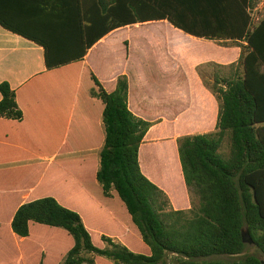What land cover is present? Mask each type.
<instances>
[{"label":"trees","instance_id":"16d2710c","mask_svg":"<svg viewBox=\"0 0 264 264\" xmlns=\"http://www.w3.org/2000/svg\"><path fill=\"white\" fill-rule=\"evenodd\" d=\"M225 2L226 22L215 29L203 23L205 12L191 0H76L79 40L73 56L66 57L55 56L51 45L0 17L3 27L45 48L49 71L84 61L109 33L136 23L168 20L195 37L246 43L243 72L212 88L220 101L217 132L178 140L186 185L199 200L189 211L171 210L165 192L142 172L140 148L152 124L130 111L128 78L121 76L109 93L91 73L96 86L91 96L105 106L96 180L107 211L99 215L88 203L64 193L59 197L56 175L62 169L54 166L41 187L45 195L19 206L10 222L0 219V229L8 228L19 245L35 243V231L60 233L68 244L58 264H262L255 256L238 258L247 248L243 232L264 254V19L253 27L244 0ZM236 16L243 18L241 29L231 20ZM0 91V119L23 122L16 91L8 83ZM227 138L230 153L225 156ZM108 211L118 221L105 223L100 216ZM128 236H138L140 246ZM38 248L36 264H48L47 248ZM20 257L25 262L24 254Z\"/></svg>","mask_w":264,"mask_h":264},{"label":"crops","instance_id":"0c3cea01","mask_svg":"<svg viewBox=\"0 0 264 264\" xmlns=\"http://www.w3.org/2000/svg\"><path fill=\"white\" fill-rule=\"evenodd\" d=\"M244 1L252 25L260 23L264 0ZM191 3L205 12V25L219 29L226 22L221 13L225 0ZM78 11L76 0H0L2 19L48 43L60 57L73 56V43L79 40ZM259 14L261 20L256 19ZM231 20L238 29L244 25L241 16ZM115 40L122 43L120 55L108 48ZM225 43L246 47L238 38L186 34L168 20L136 23L109 33L84 61L49 71L42 45L0 24V87L8 83L16 91L25 114L23 122L0 119V219L10 222L19 206L43 197L41 187L54 166L62 169L56 175L59 197L64 193L88 203L99 215L107 211L96 180L105 142V106L91 96L96 88L91 73L109 93L117 89L121 76L128 78L130 111L152 124L140 148V165L143 152L152 151L165 166L158 180L142 172L165 192L176 211L192 208L185 197L183 205H176L178 186L183 189L186 183L177 140L217 132L219 102L202 71L214 70L212 85L223 86L219 70L226 64ZM113 57L117 60L110 61ZM145 58L154 60L148 69ZM179 170L182 176L175 183L173 175ZM100 217L105 223L118 221L109 211Z\"/></svg>","mask_w":264,"mask_h":264},{"label":"rangeland","instance_id":"374dc122","mask_svg":"<svg viewBox=\"0 0 264 264\" xmlns=\"http://www.w3.org/2000/svg\"><path fill=\"white\" fill-rule=\"evenodd\" d=\"M257 18L261 20L263 17L262 15L260 16L256 15V19ZM136 44L142 45V43H136ZM122 47H123L122 43L119 40H115L114 42L111 43V46H109L108 48L114 53L120 55L122 51ZM223 47L225 49V55H226L225 63L226 64H224L223 69L219 70V72L224 77V79H229L234 73L237 72L241 74L243 72L242 65H243V58L245 56L246 50H245L244 45H240L237 43H225L223 44ZM237 51H240L238 57L235 58V60L234 59L230 60L231 59L230 57L234 56ZM109 60L116 61L117 59L113 57V58H109ZM139 60L141 61L145 60L143 62L144 67L145 69L146 68L148 69L151 67V63L153 59L145 58L144 60L143 59H139ZM150 60L151 62L149 63L148 61ZM213 71L214 70L202 71V76L204 77V80L207 83V85L211 87V89L216 85V84L212 85L211 83ZM224 84L225 82L223 81V85ZM218 102H219V112H220V101L218 100ZM183 137H186V136H183ZM179 139L180 138H178V140ZM222 153L225 156H227L230 153V141L228 138L225 140L223 144ZM141 166H142L143 172L147 176L151 177L152 179L154 178L156 180H158L157 178H159V176L163 174V172L165 171L164 163L160 159L159 160L156 159L155 153L152 151L148 152V154L146 152H143ZM177 172H175L176 176L173 175V180L175 183H179L180 181L178 178L179 176L180 177L182 176L181 170ZM184 185L185 186H183V189H181L180 185L178 186V190L176 191V194H177L178 199L180 200H178L177 202L179 204H176V205H179V206L183 205V199L185 197V200L189 203L188 206L190 205L191 207L193 202L198 203L199 200L193 194V192L187 187L186 183ZM170 203H171V210L176 211L174 209V206L171 200H170ZM190 209L191 208H186V209L182 208L181 210H178V211H189ZM128 238L133 244H135V246L136 245L138 246L141 243V240L139 239L138 236L137 238L133 236H128ZM34 239H36L35 243H27L24 245L22 244L19 245L18 242L15 241L11 237L10 230L3 225V227L0 229V261L4 263H9V264H36L40 256V250L38 248V245L40 244V246H44L47 248L45 250L48 255V264H58V262L61 260V255L63 253L62 251L65 249V247L68 244L67 238L61 235L60 233L53 232V231L48 232V233L35 231ZM248 241L249 240L247 238V243H246L247 248H246L245 253L239 256L238 259H244L247 256H255L259 258L260 260H264V254L261 252V250L254 243H250ZM19 247H21L22 250H20ZM22 254H24L25 262H21L20 260L21 258L20 256H22ZM12 262H15V263H12Z\"/></svg>","mask_w":264,"mask_h":264},{"label":"water","instance_id":"95a60500","mask_svg":"<svg viewBox=\"0 0 264 264\" xmlns=\"http://www.w3.org/2000/svg\"><path fill=\"white\" fill-rule=\"evenodd\" d=\"M245 235H246V233L245 232H243V241H244V243H247V239H246V237H245ZM249 241L248 242H250V243H253V240L252 239H248ZM262 264H264V260H262Z\"/></svg>","mask_w":264,"mask_h":264},{"label":"built area","instance_id":"2783aa9c","mask_svg":"<svg viewBox=\"0 0 264 264\" xmlns=\"http://www.w3.org/2000/svg\"><path fill=\"white\" fill-rule=\"evenodd\" d=\"M257 25V22H254V24L252 25L253 27Z\"/></svg>","mask_w":264,"mask_h":264}]
</instances>
